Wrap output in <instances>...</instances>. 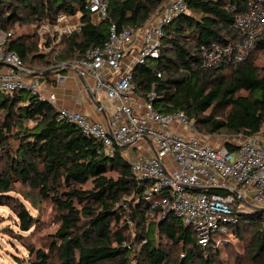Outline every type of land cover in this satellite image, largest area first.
Returning <instances> with one entry per match:
<instances>
[{
    "label": "trees",
    "instance_id": "trees-1",
    "mask_svg": "<svg viewBox=\"0 0 264 264\" xmlns=\"http://www.w3.org/2000/svg\"><path fill=\"white\" fill-rule=\"evenodd\" d=\"M105 1L108 17L95 24L89 0H0V30L11 34L1 49L15 52L31 76L52 83V76L67 73L90 48L104 47L112 25L120 31L141 29L167 4ZM252 1L257 0H185L187 10L164 28L157 65L146 59L133 67L134 94L147 99L154 93V109L184 112L206 136L259 135L264 131V62L252 57L257 51L264 56V39L242 64L199 67L203 47L236 39L232 24ZM59 14L79 15L80 31L57 44L47 39L45 47L52 49L43 53L36 29L56 24ZM22 26L32 31L19 32ZM15 140L20 144L12 149ZM225 145L236 148L230 141ZM0 150V207L16 216L21 232L38 225L26 203L36 207L35 201H49L59 223L46 249L25 244L29 258L15 257V264H222L219 249H204L195 229L174 214L163 219L157 209L147 220L143 193L148 184L134 175L123 148L114 155L102 153L93 137L61 120L37 95L0 92ZM15 181L36 197L15 196ZM205 192L232 195L227 189ZM229 234L245 243L246 254L235 264H264V211L238 215Z\"/></svg>",
    "mask_w": 264,
    "mask_h": 264
},
{
    "label": "built area",
    "instance_id": "built-area-1",
    "mask_svg": "<svg viewBox=\"0 0 264 264\" xmlns=\"http://www.w3.org/2000/svg\"><path fill=\"white\" fill-rule=\"evenodd\" d=\"M107 7L105 0H89L95 24L107 19ZM186 10L185 0H167L163 11L141 29L127 27L120 31L112 25L104 47L90 48L82 60L69 64L82 79H92L90 91L96 97L98 108L109 115L106 122L93 121L81 111L58 108L56 94L49 91L53 82L31 76L15 52L1 49L11 36L2 30L0 92L26 91L37 95L56 108L61 120L93 137L106 155H114L118 148H140L143 154L128 162L134 175L148 184L143 193L149 205L147 220L155 216L157 209L163 219L174 214L184 225L195 229L198 243L204 249H217L238 215L264 208V141L256 136L233 143L235 149H229L225 143L215 147L208 136L197 131L184 112L161 113L153 108L154 93L147 99L135 95L133 66L118 74L138 36L142 37V45L135 65L146 59H158L164 28ZM57 19L60 38L80 31L76 16L59 14ZM232 27L238 32L236 39L203 47L199 67L235 66L247 61L258 42L264 39V0L248 3L236 15ZM106 73L115 77L108 78ZM54 80V83H65L66 77L57 73ZM175 125L182 131L174 129ZM239 186L250 190V199H244L237 192ZM206 189H227L232 195L209 194Z\"/></svg>",
    "mask_w": 264,
    "mask_h": 264
},
{
    "label": "rangeland",
    "instance_id": "rangeland-1",
    "mask_svg": "<svg viewBox=\"0 0 264 264\" xmlns=\"http://www.w3.org/2000/svg\"><path fill=\"white\" fill-rule=\"evenodd\" d=\"M76 19H79V15L76 16ZM47 28L48 30H46ZM58 29L60 30L58 23L54 25L42 24L39 28L36 29V35H38L39 40L42 43V47L40 48L41 52L49 53L52 49V46L51 48L45 47V41L47 39L52 40L54 44L60 42L59 38L61 33ZM18 31L31 32L32 30L25 26H22L18 28ZM252 58H255L257 64H262L264 62V56L261 52H255ZM149 63L152 67H155L157 65V62L155 60H149ZM30 125L32 124L30 123ZM223 139L226 140L228 138ZM19 144V141H13L12 149H16ZM1 153L2 152L0 150V160L2 159ZM122 154L128 161L140 157L143 154V151L140 148L136 150L123 148ZM15 190L17 192H15L14 195L19 198H21V195H19L18 192L29 194L33 198L36 197L35 195L31 194V190L29 188L21 186L18 181H15ZM35 204L36 207L30 206L28 203H26L31 213L36 217V219H38L37 227L35 229H32L30 232H21L18 228V221L16 216L8 208L0 207V264H15V257L20 259H28L29 256L25 244L34 245L42 249H46L48 247L45 245L46 243H49L48 237L57 230L59 223L56 220L53 206L49 201H35ZM134 231L135 229L132 230V232ZM217 249H219L220 262L222 264H235L234 259L237 256L244 257L246 254L244 241L239 240L234 235L229 233L226 237H222V243ZM132 264H136V262L133 261Z\"/></svg>",
    "mask_w": 264,
    "mask_h": 264
},
{
    "label": "crops",
    "instance_id": "crops-1",
    "mask_svg": "<svg viewBox=\"0 0 264 264\" xmlns=\"http://www.w3.org/2000/svg\"><path fill=\"white\" fill-rule=\"evenodd\" d=\"M141 45L142 37L138 36L135 43L131 46L130 50L125 55L118 74L125 72L130 68V66H135ZM63 76L66 77L65 83H54L55 80L53 81L54 78L52 76L53 84L49 87V91L56 94V106L58 108H69L84 112L87 116H89L93 121L96 122H106L109 118V115L98 108L96 97L90 91V88L93 84L92 79H82L78 76L75 69L68 70L67 73L63 74ZM106 76L108 78L115 77L110 73H106ZM174 129H177L179 132L182 131L180 127H177V125L174 126ZM208 138L210 143L215 147H219L226 141L239 143L245 139L242 136L222 135L208 136ZM223 138L228 139L225 140ZM257 138L260 139V141H264V131L257 135ZM237 192L241 194L246 200L250 199L252 196L250 190L242 186L237 187Z\"/></svg>",
    "mask_w": 264,
    "mask_h": 264
},
{
    "label": "water",
    "instance_id": "water-1",
    "mask_svg": "<svg viewBox=\"0 0 264 264\" xmlns=\"http://www.w3.org/2000/svg\"><path fill=\"white\" fill-rule=\"evenodd\" d=\"M56 70H57V68L49 69V70H47V71H45V72L40 73V76H45L46 74H49L50 72H54V71H56ZM187 189H188V190H191V191H198V189L193 188V187H188ZM254 209H255V210H261V211H264V208H254Z\"/></svg>",
    "mask_w": 264,
    "mask_h": 264
}]
</instances>
